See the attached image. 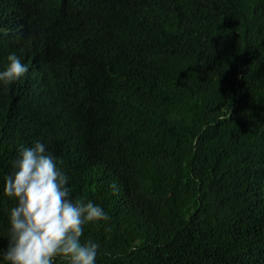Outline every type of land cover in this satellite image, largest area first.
Instances as JSON below:
<instances>
[{"label": "trees", "instance_id": "trees-1", "mask_svg": "<svg viewBox=\"0 0 264 264\" xmlns=\"http://www.w3.org/2000/svg\"><path fill=\"white\" fill-rule=\"evenodd\" d=\"M13 52L0 249L40 142L109 217L84 226L96 264H264V0H0V71Z\"/></svg>", "mask_w": 264, "mask_h": 264}, {"label": "clouds", "instance_id": "clouds-1", "mask_svg": "<svg viewBox=\"0 0 264 264\" xmlns=\"http://www.w3.org/2000/svg\"><path fill=\"white\" fill-rule=\"evenodd\" d=\"M0 82L11 84L22 78L28 67L16 53L7 57ZM13 172L5 178L4 194L17 200L10 210L9 239L0 255L7 264H96L99 245L81 242L84 226L109 219L92 201L71 198L69 177L57 167L43 143L21 147L13 162ZM115 193L117 186H110Z\"/></svg>", "mask_w": 264, "mask_h": 264}]
</instances>
